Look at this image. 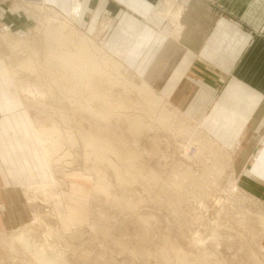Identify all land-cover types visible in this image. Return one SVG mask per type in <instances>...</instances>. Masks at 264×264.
<instances>
[{"label":"rangeland","instance_id":"1","mask_svg":"<svg viewBox=\"0 0 264 264\" xmlns=\"http://www.w3.org/2000/svg\"><path fill=\"white\" fill-rule=\"evenodd\" d=\"M42 1L44 8L40 10L32 0H0V59L15 61L10 42L18 41L22 44L28 42V46L46 48V45H43L45 20L54 14H59L61 20L65 21L76 35L85 34L92 39L100 35L97 39L100 47L107 56L120 62L123 70L122 74L117 72V75L116 71L112 70V77L120 78L122 81H119L122 85L118 82L119 84L107 87L108 90L111 89V93H114L112 99L120 98V95L125 96L129 99L127 103L130 101V108L134 107L129 108L130 111L126 109V112L143 115L144 121H149L148 123L152 125L151 128L143 131L144 133L135 136L130 133L128 124H120L114 117L109 125L104 123L108 127L106 130L110 131L107 136L121 137L125 139L127 147L138 153L140 150L145 171L149 169L156 171L162 183L171 181L170 178H182L181 175L186 169H190L198 178L210 179L213 184L209 188L210 196L203 202L208 206L192 197L194 195L192 193L198 192L195 188L193 191L192 185L188 186L190 193L184 192L181 188L178 193L169 195L172 192L166 191V184L152 188L149 193L143 183H136L133 187H122L113 182L112 195L107 196L101 190H94L91 178L81 175L82 172H91L90 169L94 166L92 160L89 162L86 159L85 151L81 148L82 143L73 144L78 145L79 148L70 147L77 155V159L72 164L47 161L43 156H38L36 150L29 144L35 151L34 164L38 167L35 181L21 184L11 183V180H0V238L3 236L12 238L15 232L22 231L21 237L26 236L36 247L42 248L49 254L53 253V256L57 253L56 257L60 259L58 264H177L176 250L186 251L189 256L198 254L203 257L202 255L207 253L210 259L219 256L222 264H258L250 260L252 253L259 254L263 261L264 250L261 245H264V174H259L262 179L257 180L250 172V168L262 147V141L259 139L263 138L264 134L251 133L253 127L247 125L242 135L243 140L238 144V141L226 139L224 135L220 136L222 126L201 125L199 113L174 106L148 78L137 73L133 66L121 61L107 50L103 38L109 27L115 23L113 16L97 13V26L103 23L107 25L101 35L99 33L101 29L97 34L95 30L89 28L92 18L96 15L94 17L92 14L91 17L86 15L84 20L77 23L72 12L65 14ZM175 12L170 15L172 23L173 17L176 16ZM177 23L178 20L175 23L178 25L177 33L182 35V28ZM2 72L4 73V69H1L0 74ZM125 76L130 79L128 81H133L135 84L141 85L142 81L149 83L164 97V104L168 105V109L173 111L174 108V112L178 114L175 118L177 120H173L175 125H191L187 133H179L176 126L172 130L163 127L157 117L160 114L159 109L150 112L141 93L135 87L134 91L137 92L133 91V86L125 82ZM42 83V87L47 89L45 80ZM122 86L130 92L124 89L125 92ZM59 92L49 96L45 107L22 97L20 99L25 103L24 107L20 100L11 94L0 91V95L3 94L23 106L24 109H16L10 114L23 120L24 111L26 112L30 120L31 133L28 142L33 136L38 138L35 128L56 123L61 130L75 132L74 135L81 138L80 132L90 130L89 121L93 119L86 114L84 116L88 119L83 118L80 113L75 112L69 101L68 104L64 102L63 104L66 103L64 108L60 109L62 102L56 101V97L64 94ZM136 99H139L140 104ZM138 106H141V109ZM61 110H64L63 114L59 112ZM4 112L0 109V117L5 115ZM60 115H65L67 118L63 119ZM32 129H34L33 134ZM193 138L196 141H193ZM197 142L203 143L202 146L200 147ZM65 145L68 148L70 144ZM204 147V154H201L200 149ZM126 153L128 154L129 150H126ZM230 159L232 169L226 170L219 179H215L217 175L215 176L212 167L216 169L219 164L224 166ZM114 195L120 200H115V197H112ZM153 196L156 198L154 199ZM186 196L191 197L186 199ZM244 196L249 200L244 199ZM182 198L184 200L180 203ZM256 198L257 201H254ZM244 211L249 214L245 215ZM165 245H168L166 247L171 251L169 263L163 260L159 251ZM33 247L8 251L9 248L0 243V264H40L31 253Z\"/></svg>","mask_w":264,"mask_h":264},{"label":"crops","instance_id":"2","mask_svg":"<svg viewBox=\"0 0 264 264\" xmlns=\"http://www.w3.org/2000/svg\"><path fill=\"white\" fill-rule=\"evenodd\" d=\"M44 1L72 12L77 23L96 15L89 28L97 34L101 29V35L107 25L97 26V13L113 16L103 38L107 50L148 78L174 106L199 113L201 125L222 126L220 136L238 144L247 125L251 133L264 134V0ZM12 101L0 95L3 114L22 108ZM24 114L23 120L0 117V180L35 181L38 167ZM259 140L262 147L250 168L257 180L264 174V137Z\"/></svg>","mask_w":264,"mask_h":264},{"label":"bare ground","instance_id":"3","mask_svg":"<svg viewBox=\"0 0 264 264\" xmlns=\"http://www.w3.org/2000/svg\"><path fill=\"white\" fill-rule=\"evenodd\" d=\"M32 1L35 2V4L38 6V9L42 10L44 8L42 0ZM177 16L178 13L175 18ZM45 21L46 28L44 31L43 45H46V48L39 49L35 47V45L28 46V42H25L24 44L18 41L10 42V44L12 45L11 50H13V54L15 55V57L13 56L15 61L9 62V60L7 61V59H0V71L1 69H4V73L2 72L0 74V91L11 94L15 98L19 99L24 107L25 103H23V100L20 99L22 97L26 98L28 101H32L36 104H41L45 107L48 104L49 96L55 95L57 91H60L62 92V95L64 94V96H60L58 98L56 97V101L62 102L60 109L64 108V105L67 103V101H69V103L72 104L75 112L80 113L81 116L85 119L87 117H91V119L93 120L89 121L90 130L80 132V134H82L81 138L75 136V132H71L69 130H64V132L58 127L57 123L52 125H41L40 127L35 128V133L38 134V138L36 139L33 136L29 141V144L36 150L38 156H43V158L47 161H58L72 164L77 159V155L74 153V151H72L73 149L71 148H73V144H79L80 142L82 143L81 148H83L85 151L86 159L89 162L92 160L91 162L92 164H94L93 168L90 169L92 170L91 172L89 171L88 173H80L84 177L92 179V187L94 186V190H101L106 193L107 196H111L112 188H114L112 187L113 182H116L122 187H133L136 185V183H143L146 186L144 187L149 191V193H151L152 188L166 184V191L172 192L169 195H173L178 193L181 188L184 190V192L190 193L188 191V186L192 185V189L195 188L196 192L198 191L197 193H192L194 194L192 195V197L197 202H205L206 198L211 194V190L209 191V188L213 183L210 181V179H200L190 169H186V171L181 175L182 178H170L169 180L171 181L167 180L163 181L162 183V180H160V176L156 171L150 169L149 171H145L140 150L138 153L136 151H133L130 147H127L125 139L121 137L112 138L107 136L110 131L106 130L108 129V127L105 124L108 123L109 125L111 119L114 117L115 120H118H116L118 123L128 124L131 132L129 130L128 131L135 136L151 128L152 125L148 123L149 121H144L143 115H136V113L133 112V114H128L126 112V109L127 111H130V109H133L134 107L132 106L133 108H130V101L129 103H127V100L129 99L124 96V92V97H121L122 95H120V98H115L117 97L115 96V100L112 99V94L114 93H111V89L108 90L107 87H112L113 84H116L121 80L119 77V79H117L116 77H112V70L114 72L116 71V75L118 74L117 72L122 74L123 70L121 68L120 62L107 56L106 53L102 50L99 43L97 42L99 35L94 39L86 36L85 34L82 36L76 35L71 30V28H69L68 24L65 21L61 20L59 14H54L50 17H47ZM20 57H23V59H19ZM10 64H12L11 70ZM108 67L110 68L108 69ZM125 77V82L133 86V91L135 87L141 93L143 99L148 104L147 106L150 112H156L159 109V113L161 115L159 114V116L157 117H159V122L163 125V127L167 128V130H172V128L176 126L179 133H187V130H189L188 127H191V125H175L173 120H177L175 118H177L178 114L176 115V113L174 112V108L173 111L171 109H168V105L164 104V97L157 93L149 83L142 81L141 85H139L135 84L133 81H128L130 79H128L127 76ZM43 80H45L47 89H44L42 87ZM120 85L122 84L120 83ZM125 88H123V90ZM126 91L128 92V90ZM124 99H126V101ZM136 101L138 102L139 99H136ZM64 102L66 103L63 104ZM134 103L136 104V102ZM138 103L140 104V102ZM141 106L138 107L141 109ZM59 112L63 114L64 110H61ZM84 114H86L87 117H85ZM62 117L63 119L67 118V116L65 115ZM145 120L147 121V119ZM153 120L154 119H152V121ZM33 132L34 129H32V134ZM194 140L195 139L193 138V141ZM65 144L70 145L68 148H66L67 146ZM199 144L200 143H198V145ZM202 144H200V147L202 146ZM76 146L78 147V145ZM76 146H74V148ZM204 149L205 147L203 149H200L201 154H204ZM126 150H129L128 154L126 153ZM123 155L124 157H121ZM228 169H232L231 159L230 161H226L224 166L222 164H219L216 169H213L212 167V170L215 172V176L217 175L215 179H219V177H221L223 173ZM112 177L114 179H112ZM160 182L162 184H160ZM195 190L193 189V191ZM239 194L241 193L239 192ZM112 197H115V195ZM119 197L122 198V196L120 195ZM190 197L186 196V199H189ZM153 198L155 199L156 196H153ZM243 198L249 200V198L246 196H244ZM116 199L120 200L115 197V200ZM183 200V198L180 199V203ZM208 201L210 202V200ZM254 201H257V198L254 199ZM174 203L176 205V202ZM244 212L245 215L249 214L247 211ZM142 218L146 220V218ZM256 233L253 234L255 235ZM21 236L22 231H17L14 233V237L12 238H7L6 236L1 237L0 243L6 245L7 248H9L8 251H18L21 248L27 249L29 246H34L31 249V253L34 254L33 257L37 260V262H39L40 264H58L60 259H57V253L53 256V253L49 254L45 250L43 251L42 248L33 245L26 236ZM166 246L168 245H165L164 247L159 249V251L163 256V260L169 263L171 262V251ZM246 246L248 245H245V247ZM261 246V248L264 250V245ZM35 250L41 251L36 252ZM133 252L136 254L135 251ZM175 252L177 253L178 257L177 264H222V260L219 258V256H214L210 259L208 257L209 254L207 255V253L203 254V257H201L198 254H195L196 256H189L186 251L176 250ZM213 255L215 254L213 253ZM250 260L258 264H264V260L262 261L259 254L257 255L256 253L251 254Z\"/></svg>","mask_w":264,"mask_h":264},{"label":"built area","instance_id":"4","mask_svg":"<svg viewBox=\"0 0 264 264\" xmlns=\"http://www.w3.org/2000/svg\"><path fill=\"white\" fill-rule=\"evenodd\" d=\"M262 29H263L262 31H264V27Z\"/></svg>","mask_w":264,"mask_h":264}]
</instances>
